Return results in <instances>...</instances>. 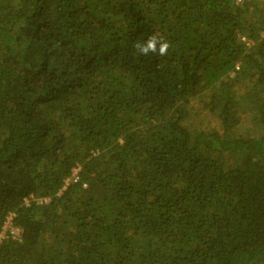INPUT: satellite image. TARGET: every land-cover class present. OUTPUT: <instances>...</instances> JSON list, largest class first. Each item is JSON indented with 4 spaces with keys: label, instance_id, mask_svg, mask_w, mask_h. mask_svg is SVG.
Segmentation results:
<instances>
[{
    "label": "trees",
    "instance_id": "1",
    "mask_svg": "<svg viewBox=\"0 0 264 264\" xmlns=\"http://www.w3.org/2000/svg\"><path fill=\"white\" fill-rule=\"evenodd\" d=\"M263 35L264 0H0V264H264Z\"/></svg>",
    "mask_w": 264,
    "mask_h": 264
},
{
    "label": "clouds",
    "instance_id": "2",
    "mask_svg": "<svg viewBox=\"0 0 264 264\" xmlns=\"http://www.w3.org/2000/svg\"><path fill=\"white\" fill-rule=\"evenodd\" d=\"M135 47L142 56H147L149 53L165 56L167 55L170 43L164 37L153 34L144 43H137Z\"/></svg>",
    "mask_w": 264,
    "mask_h": 264
},
{
    "label": "rangeland",
    "instance_id": "3",
    "mask_svg": "<svg viewBox=\"0 0 264 264\" xmlns=\"http://www.w3.org/2000/svg\"><path fill=\"white\" fill-rule=\"evenodd\" d=\"M193 122L198 128H208V125L210 124L208 121V118L201 116L199 112H197L196 115H194ZM8 227L9 226L6 225L3 229L5 230V228H8ZM11 233L13 235H16L14 231H12Z\"/></svg>",
    "mask_w": 264,
    "mask_h": 264
},
{
    "label": "built area",
    "instance_id": "4",
    "mask_svg": "<svg viewBox=\"0 0 264 264\" xmlns=\"http://www.w3.org/2000/svg\"><path fill=\"white\" fill-rule=\"evenodd\" d=\"M238 1H240V0H237V2ZM264 36V35H263ZM77 173V171L75 170L74 172H73V175H75ZM76 176V175H75ZM75 179H76V177H75ZM10 217L6 220V222H5V226L7 225V226H10ZM12 232V231H11ZM15 236V235H14Z\"/></svg>",
    "mask_w": 264,
    "mask_h": 264
}]
</instances>
